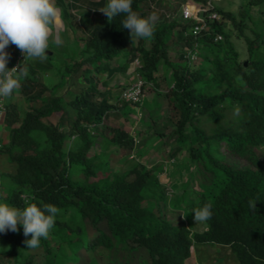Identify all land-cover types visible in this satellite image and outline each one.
Masks as SVG:
<instances>
[{
    "label": "trees",
    "instance_id": "trees-1",
    "mask_svg": "<svg viewBox=\"0 0 264 264\" xmlns=\"http://www.w3.org/2000/svg\"><path fill=\"white\" fill-rule=\"evenodd\" d=\"M161 1L171 8L155 18L153 35L131 39L120 24L123 14L109 20L99 9L106 0H56L64 31L70 28L76 41H84L59 70L63 85L78 87L66 99L37 66L26 59L20 63L25 74L18 68L17 86L0 104L7 129L0 136V164L9 167L0 168V201L20 208L25 201L52 204L59 212L47 238L34 248L25 244L22 227L0 233V264H100L97 254L116 247L134 252L136 264H193L200 244L229 247L238 264H264V0H249L250 7L238 13L219 1L211 7L208 0H193L208 7L205 16L212 11L223 16L208 19L199 35L190 31L194 22L181 15L188 0ZM156 2L133 0L132 9L154 17ZM83 6L92 9L85 25L72 11ZM235 29L244 49L233 40ZM218 33L222 38L215 40ZM7 51L11 67L19 49L9 44ZM136 58L138 73L159 95L143 99L148 116L142 123L155 127L163 108L175 107L170 155L195 162L198 196L178 219L163 211L169 195L159 165L131 159L137 147L133 135L105 123L119 116L123 105L117 101L126 103L110 84ZM162 81L167 91L159 90ZM115 147L126 152L114 163ZM205 203L212 216L194 230L190 209ZM36 248L42 253H33Z\"/></svg>",
    "mask_w": 264,
    "mask_h": 264
},
{
    "label": "rangeland",
    "instance_id": "rangeland-1",
    "mask_svg": "<svg viewBox=\"0 0 264 264\" xmlns=\"http://www.w3.org/2000/svg\"><path fill=\"white\" fill-rule=\"evenodd\" d=\"M153 2L156 1L153 0ZM157 2L155 3L157 7V13L155 12L156 14H154V18L166 15L165 10H169L171 8L169 5H165L161 0L160 4H157ZM166 2H168V0ZM178 4H175L176 8H179ZM184 4H188L194 11H196L200 7V3L195 2L193 0H188ZM220 4H222L226 8V10H231L236 13L239 12L240 8L250 7L249 0H223V2H220ZM87 6L72 9L73 14L77 18V20H80V22L82 23H80L81 25H83V23L84 25L88 24L90 17L92 16L90 15V11H92V9H89V7ZM252 12L253 17L257 19V10L253 8ZM251 23L252 22L249 21V25L253 26ZM228 26H231L230 23L227 24V27ZM64 28V23L59 14L57 22L50 26V49L46 50V52H48L47 58L43 61H40L38 59L26 60H28L33 65L37 66L41 71H43L42 73L44 80L46 81V83H48V85L58 83L55 87V92H64L66 99H69L70 95L73 94V88L75 87L77 90L78 86H75L76 84L72 82L70 83L69 81L68 85H63L61 80L62 74L60 76L59 70L61 68H64L65 64L68 61H73L69 57V54H71V57L73 58L76 54L77 47L82 48L84 41H80L79 39L78 41H76V39L74 38L75 35L71 31V29L69 28L65 32ZM246 31L247 33H250V28H247ZM232 37L239 49L245 48L244 40L239 37L237 29L234 30V34ZM57 40L62 41V43L57 44ZM8 47L9 45L7 46V48ZM245 55L246 54L244 53L242 55V58H244ZM18 56L22 58L21 61L24 60V56L20 50ZM77 57H79V55H77L75 58ZM86 66H90V64L88 63L82 66L81 70L83 71ZM78 75L79 74H77V76ZM139 77L140 76L137 71V65L135 62L130 65L126 69V71L116 73L110 84V87L113 90V94H117L121 97L125 88ZM162 83L163 84L159 90L167 91L169 89L167 88V83L164 84V81H162ZM144 89L145 99L147 100L157 98L159 96L158 93H156L155 90L151 87V84L149 85V83L145 84ZM21 98L22 97H20V99H16V102L20 103V105L24 101ZM114 101L115 100L113 99L112 102ZM123 103V101H117L119 107L123 105V107H121L119 110H116L120 113L119 116L115 117L114 115H110V117L105 120V123L111 126L123 127L132 135L134 134L137 147H135V149L131 151V159L139 160L142 163L146 164L148 167L159 165L157 168V173L159 175L160 180L164 183H167V191L169 192V203L163 211L168 215V217L173 219L183 217V213L185 212L186 208L190 207V202L195 200L198 196V191L196 190V188H198V177H193V172L195 169L194 160L187 159L188 161H182V154H178L175 157L170 155V145L174 140L171 136L172 122L170 121L169 117H171L170 115H172L173 120L175 121L178 118L177 109L173 106H170L168 109L163 108V110L161 111V117L157 119V122L155 123L156 125L154 127L150 123H146V121L144 122V124L142 123V120L146 119V117L148 116V112L146 109L142 108L141 113L138 114L139 111L137 110L135 105L130 102H126L124 104ZM53 115L56 119H58L57 117L59 113H57V111H55ZM4 126V120L0 119V136L3 137L5 136V134L7 136V129ZM156 127H158V129ZM154 131H160V133L153 134ZM223 150H225V148H223ZM114 151L115 152L113 162L115 163V161L122 157L126 151L124 149L116 147L114 148ZM259 151H262V149H259ZM2 157L3 156L0 155V158ZM230 157L233 156L231 155ZM241 162L244 163L245 161ZM119 164V162H116V164L113 165L115 166V168H118L120 167ZM0 168L9 169V167L4 164H0ZM182 194L184 198L182 199L181 203L176 202L177 198L181 197ZM105 226V223L101 224L102 228H105ZM201 227L202 223H195L194 221L193 229L199 230L202 229ZM105 229L106 231H108L107 228ZM94 230L95 229H93L89 225L88 234L93 236ZM32 252L35 254L42 253V249L36 248L33 249ZM194 252L195 255L193 264H196L198 259L202 260L205 264H238L235 255L232 254L230 248L225 245L200 244L196 246ZM136 253L137 255L139 254V256L143 255L144 248L142 251ZM134 254V252H129L124 248L116 247L112 251H110L109 254L108 250L102 249L101 252L97 254V258L100 261V264H125V261H129V264H136L135 257L133 256ZM84 259L86 261L87 258L85 257ZM83 262L84 260H82L81 264H84Z\"/></svg>",
    "mask_w": 264,
    "mask_h": 264
},
{
    "label": "clouds",
    "instance_id": "clouds-1",
    "mask_svg": "<svg viewBox=\"0 0 264 264\" xmlns=\"http://www.w3.org/2000/svg\"><path fill=\"white\" fill-rule=\"evenodd\" d=\"M219 2H223V0ZM132 3L133 0H106V4L99 9L104 12L109 20H114L115 17L123 14L120 24L122 28L129 30L131 39L133 37L150 38L153 35L155 18L153 16L144 17L140 15L132 9ZM187 6L189 5H182L181 15L183 19L194 22L190 28L193 35H199L205 29L208 19L220 20L223 18L217 11H212L205 16L204 11L207 8L201 5L196 11L189 6L193 14L185 16L184 9ZM214 13H216V16H213ZM59 14L56 0H0V97L10 96L18 83L17 78L14 76L18 70L17 67L8 66L10 54L7 51V46L9 44L15 45L23 54L24 60H45L48 56L46 50L50 49V26L57 22ZM199 25H203V27L197 33H194V28ZM221 38L222 34H215V40ZM56 43L60 44L62 41L57 40ZM17 57L18 55L16 59ZM135 63L137 68L141 66L138 58L135 59ZM18 68L21 74H25L23 66ZM139 76L144 81L142 100L133 102L125 100L121 95V98L126 102L139 104L137 105L138 114L141 113L143 99H145L144 86L146 84L140 74ZM132 83L127 87L131 86ZM2 118L3 109L0 112V119ZM133 137L136 141L134 134ZM167 193L169 194L168 191ZM190 211L193 213L195 223L206 222L212 216L211 205L207 203L199 208H192ZM58 212L59 209L52 204L25 201L24 207L20 208L0 201V233L5 231L15 232L22 227L23 234L26 237L25 244L27 247L34 248L40 243V238H47Z\"/></svg>",
    "mask_w": 264,
    "mask_h": 264
},
{
    "label": "built area",
    "instance_id": "built-area-1",
    "mask_svg": "<svg viewBox=\"0 0 264 264\" xmlns=\"http://www.w3.org/2000/svg\"><path fill=\"white\" fill-rule=\"evenodd\" d=\"M214 1H220V0H208V6L213 7ZM206 8H208V7L206 6ZM184 14H185V16H191L193 14V12L190 10L189 6L185 7ZM213 16H216V13H214ZM202 27H203V25L196 26L194 28V33H197ZM21 59L22 58H20L18 56L16 59V62L12 65V67H17V69H18ZM143 85H144V81L141 78H139L137 81L132 83L131 86L127 87L123 91L122 97L125 100H131L133 102H140L143 98V95H144ZM3 100H4V97H0V104L1 105L3 103Z\"/></svg>",
    "mask_w": 264,
    "mask_h": 264
},
{
    "label": "crops",
    "instance_id": "crops-1",
    "mask_svg": "<svg viewBox=\"0 0 264 264\" xmlns=\"http://www.w3.org/2000/svg\"><path fill=\"white\" fill-rule=\"evenodd\" d=\"M69 36V35H68ZM70 37V36H69Z\"/></svg>",
    "mask_w": 264,
    "mask_h": 264
},
{
    "label": "water",
    "instance_id": "water-1",
    "mask_svg": "<svg viewBox=\"0 0 264 264\" xmlns=\"http://www.w3.org/2000/svg\"><path fill=\"white\" fill-rule=\"evenodd\" d=\"M48 53V52H47Z\"/></svg>",
    "mask_w": 264,
    "mask_h": 264
}]
</instances>
